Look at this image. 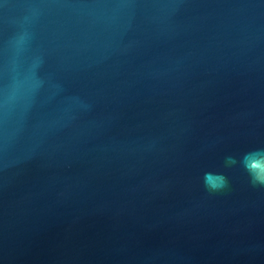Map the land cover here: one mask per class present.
Segmentation results:
<instances>
[{
	"label": "water",
	"instance_id": "1",
	"mask_svg": "<svg viewBox=\"0 0 264 264\" xmlns=\"http://www.w3.org/2000/svg\"><path fill=\"white\" fill-rule=\"evenodd\" d=\"M40 53L74 128L28 111ZM258 148L264 0H0V264H264Z\"/></svg>",
	"mask_w": 264,
	"mask_h": 264
},
{
	"label": "clouds",
	"instance_id": "2",
	"mask_svg": "<svg viewBox=\"0 0 264 264\" xmlns=\"http://www.w3.org/2000/svg\"><path fill=\"white\" fill-rule=\"evenodd\" d=\"M46 58L44 53L39 54L38 63L32 70V79L36 86L31 91V103L28 111L35 109L42 96L51 93L60 97L61 108L56 117V123L68 128L76 127L79 122L93 110V102L82 95L69 93L65 90L62 81L54 74L46 71ZM6 80L9 79L5 73ZM8 87L5 86V99L7 101ZM227 166H239L243 168L253 187H264V149H254L243 154L239 159L236 157L227 158ZM203 183L207 191L217 193L224 191L229 186L227 177L221 173L206 172L203 176Z\"/></svg>",
	"mask_w": 264,
	"mask_h": 264
}]
</instances>
